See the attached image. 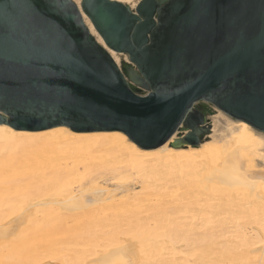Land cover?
<instances>
[{"label": "water", "instance_id": "95a60500", "mask_svg": "<svg viewBox=\"0 0 264 264\" xmlns=\"http://www.w3.org/2000/svg\"><path fill=\"white\" fill-rule=\"evenodd\" d=\"M50 2L0 0V125L117 131L143 150L178 134V143L195 147L209 131L196 109L206 104L208 114L264 134V119L216 91L229 65L244 70L264 61L261 0H141L135 8L106 0L103 33L92 24L101 42L76 19L92 21L85 0H55L60 8L46 7ZM146 121L154 127L150 139L135 133Z\"/></svg>", "mask_w": 264, "mask_h": 264}, {"label": "bare ground", "instance_id": "6f19581e", "mask_svg": "<svg viewBox=\"0 0 264 264\" xmlns=\"http://www.w3.org/2000/svg\"><path fill=\"white\" fill-rule=\"evenodd\" d=\"M114 1L135 8L141 0ZM84 20L101 42L85 15ZM112 56L119 64L120 55ZM212 122L208 142L202 135L194 147L178 143L175 134L154 150L139 148L117 131L77 133L62 126L28 132L0 125V174L4 155L32 148L48 152L54 163L70 151L72 164L79 154L100 169L113 162L135 166L114 171L106 186L71 184L18 202L11 206L15 212H1L0 251L26 232L66 233L1 264H264V137L221 112ZM118 205L130 208L125 215L110 213ZM157 208L165 211L144 214ZM80 218L85 220L78 223ZM150 220L156 227L147 224L145 237L129 236Z\"/></svg>", "mask_w": 264, "mask_h": 264}, {"label": "rangeland", "instance_id": "374dc122", "mask_svg": "<svg viewBox=\"0 0 264 264\" xmlns=\"http://www.w3.org/2000/svg\"><path fill=\"white\" fill-rule=\"evenodd\" d=\"M121 62L122 57L120 56L119 64H121ZM142 94H146V92L144 91ZM204 105L206 106V104H199L196 108ZM208 108L209 106H207V110ZM213 117H215V115L205 113V123L213 126ZM231 121L235 122L233 119H231ZM256 133L258 135L262 134L264 137L263 133L257 131ZM176 137H178V134H176ZM210 139L211 133L204 134L202 142H208ZM32 149H28L27 151H24V149V152L11 151L10 155L8 153V155H4L3 160L5 163V169L0 174V213L11 212L14 209L11 208V206L14 207L18 202H22L23 204L28 201L47 197L57 193L59 190H64V186H69L71 184V187L73 186V188L79 185H90L92 183L103 186L114 171L131 169L132 167L133 169L135 168L134 165L129 166L127 164L118 163L116 165L114 164L115 162H113L106 168L100 169L95 166L93 160L81 159L79 154H75V158L77 157L76 163L72 164L69 161H71L70 159L73 153L70 151L66 152L61 162L54 163L51 158L49 159L48 152H46V154L43 149ZM5 151L6 150H4V152ZM8 161H10L11 164L7 166L6 162ZM18 161L19 163H17ZM20 163L22 164L21 166ZM139 189L140 187L137 188L136 191ZM129 208L128 205H118L113 208L110 213L114 215H125ZM150 211L145 212L144 214H147L148 216H159L163 214L165 210L157 208ZM85 218L78 219V223H81ZM151 222L154 221L150 220V222H145L146 224H144L143 227L134 229L129 236H134L137 241L142 237H145L151 226L150 229L156 227L153 226V223L151 225ZM149 223L150 226L147 225ZM60 237H66V233H57L55 236L50 234L33 236L26 232L15 238H10L8 242H6L7 249L0 251V264L7 262L9 256L12 257L13 254L23 255L27 249L32 248L34 245L39 246L41 244H47L52 240L56 241ZM103 255L105 254H98V257ZM91 259V261H94V258Z\"/></svg>", "mask_w": 264, "mask_h": 264}, {"label": "snow or ice", "instance_id": "6c2138e0", "mask_svg": "<svg viewBox=\"0 0 264 264\" xmlns=\"http://www.w3.org/2000/svg\"><path fill=\"white\" fill-rule=\"evenodd\" d=\"M261 3L264 4V0H261ZM46 7L60 8L62 6L52 0ZM63 7H67V5ZM109 7L110 5L106 3V0H85L84 11L92 16L90 23L95 25V29H100L101 33H103L104 25L108 21L107 9ZM93 10H95V14H93ZM76 19L82 26L86 24L85 21L79 20L78 14ZM194 22L198 24L199 19H195ZM85 31H88L87 27H85ZM223 43L225 47H228L232 43L231 38L225 36ZM69 46L74 47V44L70 43ZM216 91L218 99L223 102L239 106L264 119V61L258 68L249 65L244 70L239 66L229 65L223 73ZM88 110L92 111V109ZM135 133L143 135L146 139L152 138L154 134L152 122H144L135 129ZM135 133H130V135Z\"/></svg>", "mask_w": 264, "mask_h": 264}, {"label": "flooded vegetation", "instance_id": "af4514ba", "mask_svg": "<svg viewBox=\"0 0 264 264\" xmlns=\"http://www.w3.org/2000/svg\"><path fill=\"white\" fill-rule=\"evenodd\" d=\"M198 112H200L203 116L205 115V113H207V105L205 106H200L198 108H196Z\"/></svg>", "mask_w": 264, "mask_h": 264}]
</instances>
